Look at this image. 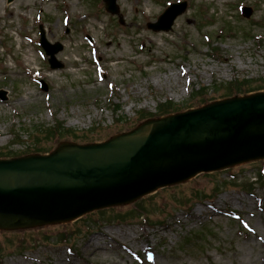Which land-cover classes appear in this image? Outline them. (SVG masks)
<instances>
[{
    "label": "rangeland",
    "instance_id": "1",
    "mask_svg": "<svg viewBox=\"0 0 264 264\" xmlns=\"http://www.w3.org/2000/svg\"><path fill=\"white\" fill-rule=\"evenodd\" d=\"M179 1L185 9L169 31L148 26ZM116 5L112 14L105 0H0L1 154L105 141L139 128L162 104L184 111L221 99L235 79L264 90V0ZM40 25L63 46L61 68L48 64ZM57 124L58 139L41 131ZM260 168L264 158L146 195L148 223L127 203L74 222L1 228L0 264H264ZM91 240L104 249L93 254Z\"/></svg>",
    "mask_w": 264,
    "mask_h": 264
},
{
    "label": "water",
    "instance_id": "2",
    "mask_svg": "<svg viewBox=\"0 0 264 264\" xmlns=\"http://www.w3.org/2000/svg\"><path fill=\"white\" fill-rule=\"evenodd\" d=\"M106 2L112 13L119 11L116 0ZM179 5L148 26L169 30L186 3L175 10ZM41 42L52 67L60 68L55 55L62 44L46 41L43 31ZM0 98H6L4 90ZM147 126L144 138L132 137ZM263 158L264 91L151 118L107 141L64 142L50 154L0 158V229L67 222L203 172Z\"/></svg>",
    "mask_w": 264,
    "mask_h": 264
},
{
    "label": "trees",
    "instance_id": "3",
    "mask_svg": "<svg viewBox=\"0 0 264 264\" xmlns=\"http://www.w3.org/2000/svg\"><path fill=\"white\" fill-rule=\"evenodd\" d=\"M215 51H216L217 54H219L218 50H215ZM250 82L251 81H248V80H240V79H235V80L231 81L230 83H228V87L227 88L225 86L222 87V88L226 89L224 91V94L222 95V97L225 98V97H228V96H236L238 94L239 95H246V94H249L250 92L260 91V89L262 87L256 88V86L253 85V83H250ZM201 90L204 91V93L206 92L205 88H202ZM198 93L199 94H203L201 91L198 92ZM171 103L162 104V106L160 107L158 113H153V114H151V115H149L147 117H144V118H148L149 119V118H151L154 115H156L157 117H159V116H162V115L171 114V112H176L178 110L177 108L171 110V107H170ZM187 108H190V107H187ZM144 118L141 117L140 120H142ZM63 128L64 127H62V129ZM66 129H68V131L70 130L69 128H66ZM60 130H61V127L58 124L56 126H53L52 128L51 127H43V128H41V131L42 132H45L47 134V136L50 137L51 140L58 139V137H61ZM38 133H40L39 130L36 131V134H38ZM89 142H95V141H89ZM48 151H50V150H43V149L40 150V148H36V150L31 151V152L42 153V152H48ZM31 152L29 151V152H24V153H20V154H9V155H5V154H1L0 153V157H8L9 158V157H13V156H20L22 154H31ZM261 171H264L263 168H260V175L261 174L264 175V173L261 172ZM188 200H190V199H188ZM134 203L135 204L133 205V207L131 209V212L135 211V215L136 216H138V214L143 215L144 222H148L149 221V218H150V215L147 213L146 207L143 205L142 201H139L138 200V201H136ZM71 234H72V232L69 229L66 230L64 232V236L66 235L67 237L66 238L63 237L64 240L68 241V237ZM14 241L15 240L13 239V241H11V244H13ZM17 241H20L21 247H24V244L26 243L25 236L19 237Z\"/></svg>",
    "mask_w": 264,
    "mask_h": 264
},
{
    "label": "bare ground",
    "instance_id": "4",
    "mask_svg": "<svg viewBox=\"0 0 264 264\" xmlns=\"http://www.w3.org/2000/svg\"><path fill=\"white\" fill-rule=\"evenodd\" d=\"M150 130H151V126H147L146 128H143L139 133H136L135 135H133L132 137L138 138V139H140L141 137L144 138L149 133ZM91 242H93V240L90 241L88 248L92 249L93 254L98 253L104 249L103 247H101L100 245H97L96 243L94 245L91 244Z\"/></svg>",
    "mask_w": 264,
    "mask_h": 264
}]
</instances>
